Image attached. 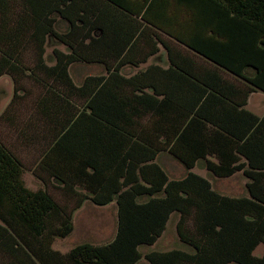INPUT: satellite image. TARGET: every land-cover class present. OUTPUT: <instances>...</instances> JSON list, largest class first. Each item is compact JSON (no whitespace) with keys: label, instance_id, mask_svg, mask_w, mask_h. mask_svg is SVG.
I'll use <instances>...</instances> for the list:
<instances>
[{"label":"trees","instance_id":"trees-1","mask_svg":"<svg viewBox=\"0 0 264 264\" xmlns=\"http://www.w3.org/2000/svg\"><path fill=\"white\" fill-rule=\"evenodd\" d=\"M49 38L69 52L47 58ZM158 42L168 69L123 74L157 55ZM80 64L106 74L76 84L71 69ZM4 75L16 87L0 119L40 148L35 177L77 201L69 210L28 188L22 159L0 139V264H264L254 255L264 245V117L246 109L264 91V0H0ZM24 78L43 92L20 128L13 109ZM163 154L184 167L183 178L169 176ZM202 162L219 178L243 171L249 196L215 191L193 172ZM87 200L116 201L115 238L53 249ZM175 215L188 251L143 255Z\"/></svg>","mask_w":264,"mask_h":264},{"label":"rangeland","instance_id":"rangeland-1","mask_svg":"<svg viewBox=\"0 0 264 264\" xmlns=\"http://www.w3.org/2000/svg\"><path fill=\"white\" fill-rule=\"evenodd\" d=\"M50 51L51 49L48 50V52ZM104 73V69L100 65L80 64L73 66L71 69V75L76 84H81L87 76L102 75ZM19 86L23 90L18 92V99L16 100V104H14L13 112L17 116L19 127L22 128L33 114L35 102L43 92V89L41 85L30 78L21 80ZM15 87V82L9 75L0 78V116L13 100ZM0 139L22 159L25 168L24 181L28 188L31 190L46 189L60 206H66L69 210L74 209L77 201L75 198H67L60 189L54 186L45 187L35 177L34 169L41 154L38 146L25 144L18 135L16 128L3 120H0ZM158 162L173 179H181L186 175L184 167L173 158L163 155L159 158ZM204 167L205 164L203 162L199 163L197 171L205 173ZM214 186L215 191H220L218 193L231 197H240L239 195L243 193L241 188H233L226 180L214 181ZM176 221L177 215L170 219L166 232L154 246H142L140 248L142 254L145 255L151 250L168 251L186 248L177 235ZM72 223L74 226L72 234L66 238L56 237L53 249L65 254L74 247L85 243L97 246L108 244L115 238L117 233V203L114 201L107 206H97L87 200L79 209L73 211ZM139 264H148V262L146 259H143Z\"/></svg>","mask_w":264,"mask_h":264},{"label":"crops","instance_id":"crops-1","mask_svg":"<svg viewBox=\"0 0 264 264\" xmlns=\"http://www.w3.org/2000/svg\"><path fill=\"white\" fill-rule=\"evenodd\" d=\"M57 19H58L59 24L56 26V29L59 32H66L67 31V26L64 23V21H62V19L60 17H58ZM150 27H152L154 30H157L159 33H161L162 34L161 35L162 39L165 40L166 42H168V43L174 42L176 44H179L180 46H183L180 43H178L176 40L171 38L169 35H167L165 32H163V31H161L159 29H156L155 27H153L151 25H150ZM154 41L156 42V38L155 37H154ZM49 44L51 46H48ZM158 46L160 48V52L157 55L152 56L148 60L147 63L141 64L139 68H135V67H131V66L125 67L123 69V71H122L123 74L126 75V76H132V75L136 74L139 71L147 69L150 65H153V64H157V65L162 66L164 69H168L169 68V61H168V57H167V51L162 46V44L159 43V42H158ZM55 48H58V49H60L61 51L65 52V53L69 52V49L67 48V46L63 45L62 43H58L54 39L52 40V39L49 38L48 42H47V47H46V57L47 58L52 54V52H53V50ZM49 49H51L50 52H48ZM50 64L52 65L53 63H50ZM100 66L103 67L102 65H100ZM103 69H104V67H103ZM104 72H105V70H104ZM104 74H106V72ZM4 76H6V75H4ZM246 109L249 110L250 112L254 113L255 115H257L258 117L263 118L264 117V91L257 90L255 92L251 93L250 97H249V100H248V104L246 106ZM163 155H165V156H167L169 158H172L168 154H163ZM198 165L193 169V172L194 173L197 172L196 174L199 173L198 175L201 174L200 176L208 179L211 182L214 190H215L214 181H218L219 182V180H221V181L226 180V182L231 184V186L233 188L236 187V188H241L243 190V193L239 195L240 197H248L249 196L248 191H247V184L249 182V179L244 176L243 171H239V172L235 173L233 176H230V177H227V178H219V177L213 175L210 171H208L206 169V167H204V169H203V170H205V173L198 172L197 171ZM185 173H186V170H185ZM210 175H211V177H210ZM212 179H214V180H212ZM217 192H220V191H217ZM228 194H231V193H228ZM222 195H224V194H222ZM232 195H235V194H232ZM226 196H228V195H226ZM229 197H231V196H229ZM236 198H239V197H236ZM183 249L188 251L187 247L183 248ZM157 251H159V250H157ZM254 255L256 257H262L264 255V245L258 246L257 249L254 251Z\"/></svg>","mask_w":264,"mask_h":264}]
</instances>
